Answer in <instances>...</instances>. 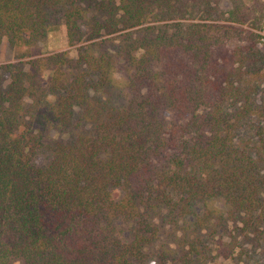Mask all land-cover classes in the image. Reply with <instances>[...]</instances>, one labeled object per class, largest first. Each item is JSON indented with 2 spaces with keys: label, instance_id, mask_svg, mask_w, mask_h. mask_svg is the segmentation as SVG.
<instances>
[{
  "label": "trees",
  "instance_id": "obj_1",
  "mask_svg": "<svg viewBox=\"0 0 264 264\" xmlns=\"http://www.w3.org/2000/svg\"><path fill=\"white\" fill-rule=\"evenodd\" d=\"M54 12L74 55L0 63V264H264V0H0V43Z\"/></svg>",
  "mask_w": 264,
  "mask_h": 264
},
{
  "label": "rangeland",
  "instance_id": "obj_2",
  "mask_svg": "<svg viewBox=\"0 0 264 264\" xmlns=\"http://www.w3.org/2000/svg\"><path fill=\"white\" fill-rule=\"evenodd\" d=\"M260 34L259 41L264 42V27L258 30ZM84 42L68 41L65 36L62 17L60 12H54L49 15L46 25V31L42 38L36 40L30 45H20L16 48H12L8 43L2 41L0 43V63L15 62V61H26L36 56H42L47 53L55 51H66L69 55H74L76 47ZM114 78L120 84L122 78L118 74H114ZM165 119L172 118L173 114L171 112H164L162 114ZM51 134V133H50ZM42 158L37 157L36 162H41ZM162 229L159 231L160 239L166 242L170 241V233L167 234L169 227L162 223ZM172 229V227H171ZM7 257V256H6ZM6 264H18V260L11 258L10 256L6 258Z\"/></svg>",
  "mask_w": 264,
  "mask_h": 264
}]
</instances>
